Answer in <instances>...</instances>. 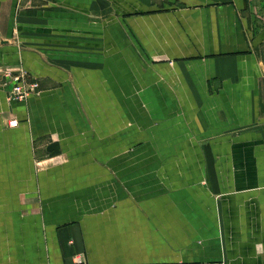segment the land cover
I'll return each instance as SVG.
<instances>
[{
    "label": "crops",
    "instance_id": "1",
    "mask_svg": "<svg viewBox=\"0 0 264 264\" xmlns=\"http://www.w3.org/2000/svg\"><path fill=\"white\" fill-rule=\"evenodd\" d=\"M0 264H264V0H0Z\"/></svg>",
    "mask_w": 264,
    "mask_h": 264
},
{
    "label": "built area",
    "instance_id": "2",
    "mask_svg": "<svg viewBox=\"0 0 264 264\" xmlns=\"http://www.w3.org/2000/svg\"><path fill=\"white\" fill-rule=\"evenodd\" d=\"M38 91V83L36 81L27 82L26 80L18 77L14 85L11 88V95L12 99H21L25 98L31 92ZM17 123V119H11L9 121L10 125H15Z\"/></svg>",
    "mask_w": 264,
    "mask_h": 264
},
{
    "label": "rangeland",
    "instance_id": "3",
    "mask_svg": "<svg viewBox=\"0 0 264 264\" xmlns=\"http://www.w3.org/2000/svg\"><path fill=\"white\" fill-rule=\"evenodd\" d=\"M13 69V68H12ZM9 72V71H8ZM13 72V71H12ZM27 82H31L32 80H26ZM12 85H14V83L12 84Z\"/></svg>",
    "mask_w": 264,
    "mask_h": 264
}]
</instances>
